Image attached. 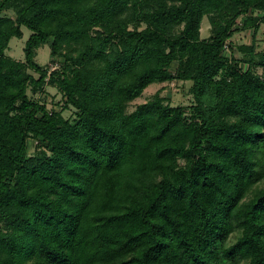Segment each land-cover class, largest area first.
<instances>
[{
	"label": "trees",
	"instance_id": "obj_1",
	"mask_svg": "<svg viewBox=\"0 0 264 264\" xmlns=\"http://www.w3.org/2000/svg\"><path fill=\"white\" fill-rule=\"evenodd\" d=\"M261 25L264 0H0V264H264V53H229ZM172 82L188 106L126 113Z\"/></svg>",
	"mask_w": 264,
	"mask_h": 264
},
{
	"label": "rangeland",
	"instance_id": "obj_2",
	"mask_svg": "<svg viewBox=\"0 0 264 264\" xmlns=\"http://www.w3.org/2000/svg\"><path fill=\"white\" fill-rule=\"evenodd\" d=\"M3 16L14 19L15 14L12 10H8L2 13ZM22 36L21 38H12L8 43V48L5 50V55L9 58H12L15 61H24L23 48L26 40L28 39L30 32L25 27L21 28ZM201 38H208L210 36V26L208 20L204 18L201 23L200 30ZM233 43V49L230 54L233 55L237 60L246 58L248 59L247 53H241L239 51L240 46H254L255 54L264 53V25H261L255 37H253L252 31H237L234 36L231 38ZM228 53V52H227ZM228 53V54H229ZM259 60L258 56L255 59ZM35 62L39 64L42 68H48L49 72L52 70H57L61 68V64L56 61L55 58H51L49 55V46L43 45L36 50ZM175 65H173V68ZM241 67L245 70L247 64L243 63ZM29 74L33 75L35 78H38V75L33 71H28ZM256 72L260 73L261 70L257 69ZM190 83H165L163 85H158L153 83L149 85L141 94L139 98L132 101L126 107V113L132 112L135 107L139 104H143L147 101H150L154 94L160 90L161 96L164 97L168 104L171 106H188L192 102L191 95L189 94ZM27 95L30 100L40 101L43 103L48 110L59 112L60 109L64 106V98L58 89L50 84L48 78L45 80V84L36 90H32L31 87L27 89ZM72 114V109H66L62 112L64 118L70 117ZM35 142L33 140L28 141V153L29 155L33 154Z\"/></svg>",
	"mask_w": 264,
	"mask_h": 264
}]
</instances>
